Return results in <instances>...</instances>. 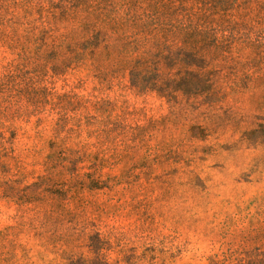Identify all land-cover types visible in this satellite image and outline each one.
<instances>
[{
	"label": "rangeland",
	"instance_id": "374dc122",
	"mask_svg": "<svg viewBox=\"0 0 264 264\" xmlns=\"http://www.w3.org/2000/svg\"><path fill=\"white\" fill-rule=\"evenodd\" d=\"M0 264H264V0H0Z\"/></svg>",
	"mask_w": 264,
	"mask_h": 264
}]
</instances>
